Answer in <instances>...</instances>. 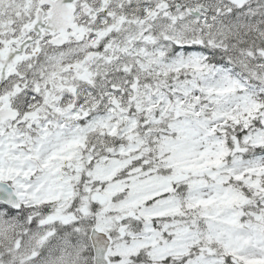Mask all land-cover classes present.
I'll return each mask as SVG.
<instances>
[{
  "label": "snow or ice",
  "instance_id": "1",
  "mask_svg": "<svg viewBox=\"0 0 264 264\" xmlns=\"http://www.w3.org/2000/svg\"><path fill=\"white\" fill-rule=\"evenodd\" d=\"M0 264H264V0H0Z\"/></svg>",
  "mask_w": 264,
  "mask_h": 264
}]
</instances>
